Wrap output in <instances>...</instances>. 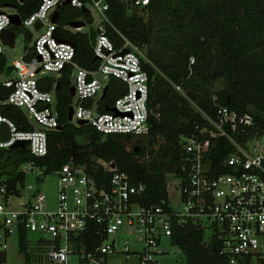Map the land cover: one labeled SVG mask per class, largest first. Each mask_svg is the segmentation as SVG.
I'll return each mask as SVG.
<instances>
[{"label":"built area","instance_id":"1","mask_svg":"<svg viewBox=\"0 0 264 264\" xmlns=\"http://www.w3.org/2000/svg\"><path fill=\"white\" fill-rule=\"evenodd\" d=\"M66 1L40 0L38 8L22 18L21 26L40 25L46 29L36 37L34 54L14 62L16 69L12 74L16 75L10 74L0 82L8 91L6 95L0 94V98L7 97L0 99V106L21 108L29 122L36 121L40 128L20 129L0 110V149L12 148L17 141L24 140L34 157L48 154V133L58 130L60 114L55 84L44 89L41 79L52 73L57 80L68 68L70 78L75 79L77 97L70 122L77 120L75 125L79 126L78 121L84 120L104 139L108 135L132 136L131 142L126 143L127 149L151 132L150 76L143 66V59L149 60L143 49L123 35L119 47L110 38L106 26L107 0H70V5L78 8L90 3L105 17L96 28L93 46L99 65L96 69L81 66L75 60V43L60 39L56 35L58 22L52 21L53 12ZM125 1L138 9L151 3V0ZM13 26L9 14L1 11L0 35ZM4 45L0 37V58ZM125 49L129 51L123 53ZM111 77L125 82L127 91L115 100V110L101 112L94 98L103 92ZM175 88L185 94L180 86ZM212 100L216 107L214 115L195 107L205 120L204 126H196L198 133L180 136L179 154L172 170L165 175L167 197L161 203H142L145 184L121 171L113 160L95 156L83 162L71 156L54 170L58 176L54 210L47 208V196L40 188L20 201L24 183L18 181L12 187L9 178L1 179L0 264H8L9 240L14 236L27 264H108L109 257L116 253L126 259L136 256L138 264H184L181 260L165 259L171 254L167 245L173 246L175 228L202 232V245L209 247L217 242L229 264H264V134L255 133L240 142L236 133L252 126L253 117L219 104L216 96ZM221 138L229 140L233 148L220 166L215 165L213 154ZM158 148L159 144L153 146L155 150ZM150 157L148 150L144 156L136 155L139 160ZM90 161L110 173L109 180L99 182L89 170ZM35 166L38 165L31 160L22 164L20 170L27 176L35 172ZM39 172L44 176L47 171L44 167ZM167 175L176 179L171 185L179 194L182 211L170 202ZM28 232L39 233L40 240L29 243ZM177 252L181 254L182 250L177 248Z\"/></svg>","mask_w":264,"mask_h":264},{"label":"trees","instance_id":"2","mask_svg":"<svg viewBox=\"0 0 264 264\" xmlns=\"http://www.w3.org/2000/svg\"><path fill=\"white\" fill-rule=\"evenodd\" d=\"M107 1L109 22L106 26L110 38L119 47L123 42L122 35L127 37L145 50L149 60L143 59V66L150 76L149 136L138 139L132 149H127L126 143L131 142L132 136L108 135L104 139L95 127L70 122L68 111L73 96L71 68H68L57 80L54 77L41 79L44 89H51L55 84L62 126L49 131L48 154L34 157L28 147L0 149V180L9 178L12 187L18 181L24 183L26 175L20 168L31 160L45 167V174H48L59 169L71 156L80 162L95 156L113 160L121 171L144 183L146 190L142 203H161L167 197L165 175L172 170L179 154L180 136L198 133L196 126L205 124L195 110L196 106L214 115L216 107L212 97L216 96L219 104L253 117L254 124L245 132L239 130L235 135L237 140L242 142L255 133L264 134V0H151L150 5L142 9L134 8L125 0ZM39 2L0 0L2 5H17L22 18L33 13ZM59 10L56 35L75 43V60L81 66L96 69L99 60L88 32L64 27L69 21L91 23V13L64 4ZM28 37L31 38V34ZM28 50L26 58L34 54V47ZM0 60L3 66L0 72H3L5 58ZM175 86H180L185 94L177 91ZM126 91L125 82L111 77L106 95L98 100L99 110H111L115 100ZM7 93L0 85V94ZM0 110L20 129L34 128L21 108L3 104ZM80 134H87L89 141L84 146H75V138ZM219 142L213 159L215 165L221 166L233 145L226 138ZM157 144L158 150L153 149ZM147 150L151 155L149 160L136 158L137 154L144 156ZM89 170L99 182L107 181L111 176L94 161L89 162ZM202 240L203 233L194 229L175 228L172 236L173 246L182 250L184 264H229L217 242L205 247Z\"/></svg>","mask_w":264,"mask_h":264},{"label":"rangeland","instance_id":"3","mask_svg":"<svg viewBox=\"0 0 264 264\" xmlns=\"http://www.w3.org/2000/svg\"><path fill=\"white\" fill-rule=\"evenodd\" d=\"M87 8L91 11L92 15V22L86 23V26L84 27L83 31L86 32L90 26H93L97 28L99 24L105 19V17L90 3H88ZM54 8L53 10H55ZM6 12L7 14H14L17 12V9L13 7L3 6L0 4V12ZM66 28H69L71 31H77L73 27L64 26ZM46 26L39 28L37 25L32 26H26L23 25L19 29H17L16 33V39H15V46L10 47L8 45H4L3 47V57L5 58V65H13L16 60H20L22 57H24L28 49L34 46L36 37L41 35L45 32ZM31 34V38L28 36ZM145 51V50H143ZM145 53V52H144ZM16 73H13L12 76H15ZM54 74L49 73L48 76H53ZM8 75L5 74V72H0V82L6 80ZM70 81L72 82V85H74L75 79L72 77L70 78ZM103 92H100L95 98L94 102L97 103L99 98L102 96ZM77 97L74 96L72 100L71 106H76ZM34 127L39 129L40 125L34 121L31 120ZM74 124H77V120L73 122ZM89 136L87 134H80L77 135L75 138V146H84L88 143ZM39 169H44V167L35 166V172H32L30 174H27L24 186L22 188V195L19 197L20 201H25L31 193L36 189L40 188L47 196L46 198V205L49 209H56L57 208V197H58V176L57 174L52 171L48 174H45L44 176L39 175ZM40 176V178H39ZM176 181L175 177L173 175H167V182L169 184L168 192H169V198L172 206L180 211L183 210V204L179 198L178 192L174 189V187L171 185V183H174ZM31 185L32 188H29L28 186ZM40 234L36 232H28L27 233V241L29 243H37L40 240ZM168 250L171 252L170 255H168L165 259L167 261H173V262H179L181 260V257L183 255L179 254L177 252V247L167 245ZM29 254L31 252L29 251ZM8 264H27L25 260V255L21 254L18 251V238L16 236L12 237L9 240V255H8ZM109 263L108 264H138L137 257L131 256L128 259H126L121 254H114L109 257Z\"/></svg>","mask_w":264,"mask_h":264},{"label":"water","instance_id":"4","mask_svg":"<svg viewBox=\"0 0 264 264\" xmlns=\"http://www.w3.org/2000/svg\"><path fill=\"white\" fill-rule=\"evenodd\" d=\"M23 1V0H21ZM64 5H70V0H67ZM3 6H8V7H13L15 9H17V5L15 4H10V3H5ZM82 10L85 12V13H91V11L87 8V7H83ZM10 18H11V21H12V24L14 25L13 27L11 28H7L5 30H3L1 32V39L3 41V43L5 45H8L10 47H14L15 46V39H16V33H17V30H16V27L18 26H21V23H22V16L16 12L14 14H9ZM59 18H60V11L59 9L55 10L52 14V21L53 22H58L59 21ZM68 26L70 27H73V28H84L86 26V22L84 21H69L67 23ZM88 34H89V38H90V41H91V45L94 46L95 45V42H96V37H97V30L95 27L93 26H90L89 29H88ZM129 49H125L123 51V53H126L128 52ZM15 66L14 65H5L4 66V72L6 75H10L12 74V71L15 70ZM107 90H108V85L105 86L104 90H103V94H102V97H104L107 93ZM71 93H72V96H75V87L74 85H72L71 87ZM1 100H6L7 97L3 96L0 98ZM111 109L115 110L114 107H112ZM73 107L70 106L69 108V111H68V120L71 121L72 118H73ZM86 121L84 120H79L78 121V124L79 126L80 125H83L85 124ZM62 126H59L58 129H61ZM26 141L24 140H19L17 141L15 144L12 145V148H15V147H20V148H25L26 147Z\"/></svg>","mask_w":264,"mask_h":264},{"label":"crops","instance_id":"5","mask_svg":"<svg viewBox=\"0 0 264 264\" xmlns=\"http://www.w3.org/2000/svg\"><path fill=\"white\" fill-rule=\"evenodd\" d=\"M59 11H60V10H59ZM79 20H82V18H80ZM37 27L40 28V25H37ZM83 29H84V28H80V31H83ZM87 32H88V30H87ZM4 66H5V65H4ZM1 67H3V66H2V62L0 63V68H1ZM3 69H4V68H3ZM3 72H4V70H3ZM49 77H54V76H49ZM71 83H72V82H71Z\"/></svg>","mask_w":264,"mask_h":264},{"label":"flooded vegetation","instance_id":"6","mask_svg":"<svg viewBox=\"0 0 264 264\" xmlns=\"http://www.w3.org/2000/svg\"><path fill=\"white\" fill-rule=\"evenodd\" d=\"M2 61L0 60V63H1Z\"/></svg>","mask_w":264,"mask_h":264},{"label":"snow or ice","instance_id":"7","mask_svg":"<svg viewBox=\"0 0 264 264\" xmlns=\"http://www.w3.org/2000/svg\"><path fill=\"white\" fill-rule=\"evenodd\" d=\"M146 2H147V0H146Z\"/></svg>","mask_w":264,"mask_h":264}]
</instances>
